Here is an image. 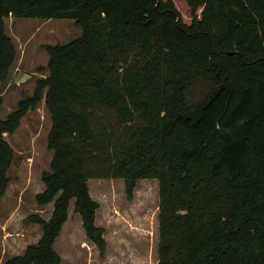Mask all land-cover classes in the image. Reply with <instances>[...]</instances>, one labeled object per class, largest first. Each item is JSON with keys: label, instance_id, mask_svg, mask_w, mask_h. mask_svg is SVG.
Listing matches in <instances>:
<instances>
[{"label": "trees", "instance_id": "16d2710c", "mask_svg": "<svg viewBox=\"0 0 264 264\" xmlns=\"http://www.w3.org/2000/svg\"><path fill=\"white\" fill-rule=\"evenodd\" d=\"M10 15L72 18L82 33L45 45L48 74L0 117V200L15 157L5 132L43 99L53 151L36 194L52 214L29 216L40 239L4 264H63L73 201L105 255L90 178L124 179L129 199L158 179V264H264V0H0V107L18 53Z\"/></svg>", "mask_w": 264, "mask_h": 264}, {"label": "rangeland", "instance_id": "374dc122", "mask_svg": "<svg viewBox=\"0 0 264 264\" xmlns=\"http://www.w3.org/2000/svg\"><path fill=\"white\" fill-rule=\"evenodd\" d=\"M186 19H192L186 8ZM7 33L17 47V58L8 77L2 82L4 101L0 117L14 111L20 99L32 95L37 79L48 74L49 53L46 44L65 43L82 33L72 18L15 17L5 18ZM52 119L43 99L22 118L19 128L5 132L15 151L8 175L6 193L0 200V264L37 242L41 224L29 216L39 214L49 219L53 203L40 205L36 194L45 187L43 173L50 170L53 151L48 148ZM92 196L99 201L97 223L105 228L107 250L101 255L88 238L81 215L71 204L69 218L55 242L63 264H158L159 263V181L142 178L133 199L126 195L122 178H90Z\"/></svg>", "mask_w": 264, "mask_h": 264}]
</instances>
